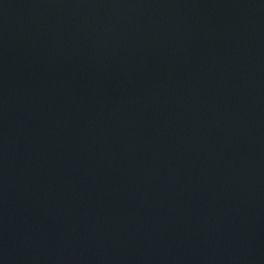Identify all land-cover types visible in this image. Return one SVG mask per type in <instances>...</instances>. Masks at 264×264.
Wrapping results in <instances>:
<instances>
[{
  "label": "water",
  "instance_id": "water-1",
  "mask_svg": "<svg viewBox=\"0 0 264 264\" xmlns=\"http://www.w3.org/2000/svg\"><path fill=\"white\" fill-rule=\"evenodd\" d=\"M0 264H264V0H0Z\"/></svg>",
  "mask_w": 264,
  "mask_h": 264
}]
</instances>
